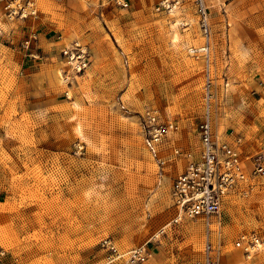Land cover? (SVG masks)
<instances>
[{"label":"rangeland","instance_id":"374dc122","mask_svg":"<svg viewBox=\"0 0 264 264\" xmlns=\"http://www.w3.org/2000/svg\"><path fill=\"white\" fill-rule=\"evenodd\" d=\"M9 1L33 2L36 17L6 19L0 4V247L8 264H108L103 240L120 252L144 246L143 264H195L206 241L217 264H264V179H251L245 197L226 196L208 234L201 220L169 224L171 182L185 162L159 170L142 135L141 114L152 108L177 122L169 146L198 147L206 64L190 52L205 44L193 7L178 9L172 45L176 23L155 13V0H125V9L108 0ZM204 1L213 132L240 138L242 152L264 166V0ZM73 43L89 52L84 72L59 54ZM252 233L263 243L246 257L234 241Z\"/></svg>","mask_w":264,"mask_h":264},{"label":"built area","instance_id":"2783aa9c","mask_svg":"<svg viewBox=\"0 0 264 264\" xmlns=\"http://www.w3.org/2000/svg\"><path fill=\"white\" fill-rule=\"evenodd\" d=\"M108 3L119 8H127L125 0H108ZM189 3L197 17V23L205 44L201 56L205 61L204 86H203V112L196 130L198 147L195 150L178 146H169L170 140L177 131V122L169 120L158 111L148 108L141 114V128L148 150L159 170H163L169 163L178 160L185 162L184 170L171 182L170 196L174 207V221L182 219L201 220L205 231H210V226L221 214L224 198L232 193L243 197L252 189L250 178L264 179V166L253 155L243 153L240 149V138L218 140L212 129V93L209 74V21L204 0H155L154 11L163 15H171L175 10ZM3 14L9 20H21L26 16L36 17L33 2L25 6L9 0H0ZM26 8V13H24ZM3 33L0 31V40ZM36 41L35 34L28 37L27 42L21 46L28 49L29 43ZM69 63L75 73L84 72L90 65V56L87 49L78 43H73L68 48H63L59 53ZM196 55V54H193ZM264 86L263 80L259 83ZM256 233L250 235L240 234L234 241V246L240 248L246 257L255 253L262 245ZM101 247L110 252L107 261L118 258V251L109 240H103ZM6 252L0 247V264H8ZM150 256V252L143 247L129 251L125 264H143ZM195 264H217L212 244L206 242L202 259Z\"/></svg>","mask_w":264,"mask_h":264},{"label":"bare ground","instance_id":"6f19581e","mask_svg":"<svg viewBox=\"0 0 264 264\" xmlns=\"http://www.w3.org/2000/svg\"><path fill=\"white\" fill-rule=\"evenodd\" d=\"M17 6H19V5H17ZM25 11V10H24ZM179 14H180V12H179V10L177 9V10H175L171 15V17H172V22L173 21H175V23L176 24H174V25H171L170 26V30H171V33H170V38H169V40H170V43L172 44V45H175L176 43H177V41H178V35H177V33H176V31H175V26L177 27L178 25H180L181 24V21H180V18H179ZM1 31V30H0ZM68 47H70V46H68ZM68 47H64V48H68ZM204 49L202 48V49H199V50H190V52L191 53H196V52H202ZM69 64V63H68ZM72 107V109H75V107H76V104L75 103H73V105L71 106ZM77 108V107H76ZM80 128V127H79ZM80 130V129H79ZM79 130L76 128L75 129V132H76V134L78 135V137L80 138L81 136H80V134H81V132H79ZM141 130H142V128H141ZM142 135H143V133H142ZM83 137V136H82ZM144 137V136H143ZM77 139V138H76ZM84 139V138H83ZM87 140V139H86ZM86 142V141H85ZM146 142V141H145ZM87 143V142H86ZM255 178H257V177H255ZM254 179V178H250V183L252 182V180ZM174 213H175V211H174ZM172 221H174V219H171V220H169V224H171L172 223ZM36 222V221H35ZM40 222V221H39ZM32 224H34V223H32ZM37 225V224H36ZM162 229H160V231H161ZM157 235V233L154 235V236H156ZM207 242V241H206ZM206 244V243H205ZM205 246V245H204ZM141 247H143V246H140V247H137V248H135V249H140ZM261 249V246H260V248L258 249V250H256L255 252H257V251H259ZM132 250H134V249H131V250H129V251H132ZM129 251H126V252H120V251H118V258L116 257V259H111V260H109L107 263L108 264H112V263H119V264H125V262H126V256H127V254H128V252ZM251 254H253V253H251ZM251 254H249L248 256H250Z\"/></svg>","mask_w":264,"mask_h":264}]
</instances>
